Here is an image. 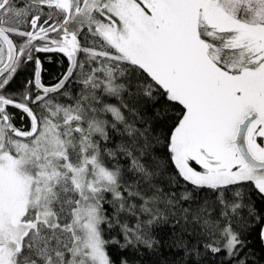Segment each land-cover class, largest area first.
<instances>
[{"label":"snow or ice","instance_id":"1","mask_svg":"<svg viewBox=\"0 0 264 264\" xmlns=\"http://www.w3.org/2000/svg\"><path fill=\"white\" fill-rule=\"evenodd\" d=\"M40 54L63 57L51 80ZM149 102L158 133L137 127ZM200 190L205 251L246 264L238 225H264L247 198L264 197V0H0V264H116L108 230L151 247L161 206Z\"/></svg>","mask_w":264,"mask_h":264},{"label":"trees","instance_id":"2","mask_svg":"<svg viewBox=\"0 0 264 264\" xmlns=\"http://www.w3.org/2000/svg\"><path fill=\"white\" fill-rule=\"evenodd\" d=\"M61 59L63 57L53 55V63L49 64L47 60H44L47 69L44 74L45 80H51L52 77L62 71L58 63ZM30 69L31 66L29 65L20 71L11 86L13 89L19 88L23 84L29 76ZM71 87L69 85V88ZM109 102L115 103L116 101L110 99ZM139 110L146 123L137 124V127L152 125L158 133L160 125L153 123L155 109L151 103L141 105ZM161 115L163 116V113ZM119 140L120 136L117 135L115 142H119ZM121 163H126V158L121 157ZM167 179L168 174H165L163 177H157L155 182L160 187L166 188ZM183 190V188L179 189V191ZM188 190L192 191L191 185L188 186ZM193 197V200L181 202L177 208L170 210H164L161 206L162 211L165 212V218H162L161 222L149 231V235L154 241L151 247L135 242L127 247H121L124 245L125 240L119 228L108 230L105 238L119 241L118 244H110L108 248L116 264L120 260H126L127 264H221L222 261L229 259L224 251L217 255L205 251L203 247L208 241L203 237L202 221L196 219L197 209L203 207L205 201H207L209 205L207 211L211 214L212 194L206 190H200L194 192ZM247 198L251 201L257 213L264 210V197L260 194L252 191L247 193ZM181 209H188L186 219ZM238 227L243 231V237L245 238V247L241 252V259H245L246 264H264V238L260 235L264 225L260 224L258 219L252 220L245 217ZM197 252H199V255ZM245 254L247 255L245 256Z\"/></svg>","mask_w":264,"mask_h":264},{"label":"flooded vegetation","instance_id":"3","mask_svg":"<svg viewBox=\"0 0 264 264\" xmlns=\"http://www.w3.org/2000/svg\"><path fill=\"white\" fill-rule=\"evenodd\" d=\"M40 55H41V59H42V60H46V58H45V57H46V54H40ZM53 55H54V54H53ZM53 55H52V56H53ZM57 57H59V56H57ZM61 57H62V56H61Z\"/></svg>","mask_w":264,"mask_h":264},{"label":"rangeland","instance_id":"4","mask_svg":"<svg viewBox=\"0 0 264 264\" xmlns=\"http://www.w3.org/2000/svg\"><path fill=\"white\" fill-rule=\"evenodd\" d=\"M264 229V228H263Z\"/></svg>","mask_w":264,"mask_h":264}]
</instances>
